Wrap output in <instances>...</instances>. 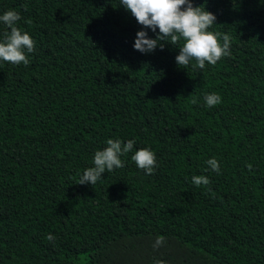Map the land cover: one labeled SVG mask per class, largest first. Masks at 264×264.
Masks as SVG:
<instances>
[{
    "label": "trees",
    "instance_id": "obj_1",
    "mask_svg": "<svg viewBox=\"0 0 264 264\" xmlns=\"http://www.w3.org/2000/svg\"><path fill=\"white\" fill-rule=\"evenodd\" d=\"M193 5L231 38L204 69L178 66L183 41L135 50L159 29L120 0H0L35 41L27 66L0 61V264H264V0ZM109 139L135 141L124 167L78 184Z\"/></svg>",
    "mask_w": 264,
    "mask_h": 264
},
{
    "label": "clouds",
    "instance_id": "obj_2",
    "mask_svg": "<svg viewBox=\"0 0 264 264\" xmlns=\"http://www.w3.org/2000/svg\"><path fill=\"white\" fill-rule=\"evenodd\" d=\"M120 4L130 11L144 29H151L153 33L159 29L155 39L150 38L145 30L137 32L134 49L143 54L151 53L157 47L163 50L165 43L176 46L183 41L176 62L184 69L192 61H195L194 66L200 69H204L206 64L215 66L222 58L231 55L230 36L210 31L216 24L215 14L203 6H194L193 0H120ZM20 20V14L14 10L0 15V22L10 29L0 42V61L27 66L30 63L28 54L35 50V41L28 32L16 26ZM162 41L164 43H161ZM204 99L207 107L222 102V98L216 93L207 94ZM134 144V140H128L126 143L120 139L107 140V147L95 152L94 166L84 171L78 184H91L94 187L102 180L104 173L124 167L121 157L126 156ZM131 159L147 175L154 173L157 159L155 152L150 148L135 151ZM207 164L213 171L220 172L219 162L215 158L209 159ZM248 167L251 170V165ZM192 182L196 186H207L210 180L206 176H193ZM46 239L53 242L55 237L49 234ZM162 239L159 237L157 244H160Z\"/></svg>",
    "mask_w": 264,
    "mask_h": 264
}]
</instances>
